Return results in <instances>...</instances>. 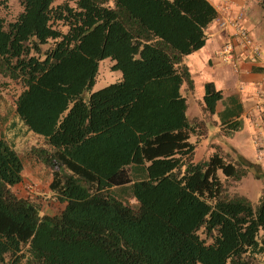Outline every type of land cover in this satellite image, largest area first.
Masks as SVG:
<instances>
[{"label": "trees", "instance_id": "16d2710c", "mask_svg": "<svg viewBox=\"0 0 264 264\" xmlns=\"http://www.w3.org/2000/svg\"><path fill=\"white\" fill-rule=\"evenodd\" d=\"M18 2L0 16V76L21 86L12 110L44 143L21 153L0 134V264H264V192L240 190L260 163L219 142L197 158L221 91L206 82L190 116L181 88L213 4ZM106 57L120 76L93 89ZM26 157L51 169L56 212L15 190Z\"/></svg>", "mask_w": 264, "mask_h": 264}, {"label": "crops", "instance_id": "0c3cea01", "mask_svg": "<svg viewBox=\"0 0 264 264\" xmlns=\"http://www.w3.org/2000/svg\"><path fill=\"white\" fill-rule=\"evenodd\" d=\"M209 1L219 18L232 20L240 10H244V25L253 42L259 46L260 53L252 59L250 48L244 45L240 36L234 35V27L231 24L219 25L215 17L206 27L205 43L184 56L193 79V89L188 91L183 85L182 93L186 96L188 108L197 100L203 110L205 83L212 82L221 91L211 115L208 134L198 144L210 139L212 151L213 143L230 144L244 156L259 162L263 177L258 178L262 182L261 192H264V0ZM227 41H232L235 46V63L226 60L222 54V45ZM201 115L203 111L193 116ZM230 123H236V128L226 132L225 128ZM250 136L254 143V156L243 153L239 145Z\"/></svg>", "mask_w": 264, "mask_h": 264}, {"label": "rangeland", "instance_id": "374dc122", "mask_svg": "<svg viewBox=\"0 0 264 264\" xmlns=\"http://www.w3.org/2000/svg\"><path fill=\"white\" fill-rule=\"evenodd\" d=\"M20 10L21 5L18 0H3L0 3V16L6 22L14 19ZM117 78H119V73L111 69L110 58L106 57L100 62L93 89L99 88ZM3 79L7 80L6 82L8 83L0 84V134H4L21 153H25L33 146L42 145L44 138L31 130H27L17 119L12 109L13 101L19 93L21 86L8 78H2L0 76V81ZM193 102L190 103L187 113L190 116L194 114L200 115L201 111H203L199 104L200 102L197 100ZM190 139L194 141L195 138L192 135ZM209 142L210 139H207L198 144L196 157H208L210 155L212 147H209ZM239 145L243 153L254 156V143L251 136L240 142ZM23 175V180L14 186L15 190L19 194L40 203L44 212H56L61 204L53 198L49 190L48 184L51 180V169L39 160L26 157ZM261 186V180L249 174L242 179L240 190L256 200L261 193ZM130 202H134V199L130 198Z\"/></svg>", "mask_w": 264, "mask_h": 264}, {"label": "built area", "instance_id": "2783aa9c", "mask_svg": "<svg viewBox=\"0 0 264 264\" xmlns=\"http://www.w3.org/2000/svg\"><path fill=\"white\" fill-rule=\"evenodd\" d=\"M244 16V10H240L232 20L219 17H216V20L218 21L219 25L231 24L234 27V35L240 36L242 38L244 45L251 50V58L256 59L259 56L260 49L259 46L253 42L247 27L244 25ZM221 51L226 60L235 63L236 51L232 41L225 42L222 45Z\"/></svg>", "mask_w": 264, "mask_h": 264}]
</instances>
